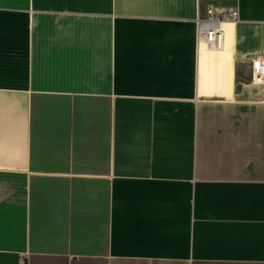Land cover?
Returning a JSON list of instances; mask_svg holds the SVG:
<instances>
[{
    "label": "crops",
    "instance_id": "crops-1",
    "mask_svg": "<svg viewBox=\"0 0 264 264\" xmlns=\"http://www.w3.org/2000/svg\"><path fill=\"white\" fill-rule=\"evenodd\" d=\"M256 60L264 0H0V264H264Z\"/></svg>",
    "mask_w": 264,
    "mask_h": 264
},
{
    "label": "bare ground",
    "instance_id": "bare-ground-1",
    "mask_svg": "<svg viewBox=\"0 0 264 264\" xmlns=\"http://www.w3.org/2000/svg\"><path fill=\"white\" fill-rule=\"evenodd\" d=\"M233 24H225L226 28V39L228 40L229 36L232 34ZM223 27V26H222ZM224 37V36H223ZM225 39V38H224ZM222 48V47H221ZM201 56L204 57L203 61L201 62V70H200V79L203 77L207 78L211 73L212 69L217 68L218 70V78L216 80H205L203 84V93L210 92L212 90H216L222 86V79L227 81L230 76L231 70V51L226 43V46L223 49L212 51L210 50L205 44H202L201 49ZM216 76V75H215ZM214 77V75H213ZM202 84V83H201Z\"/></svg>",
    "mask_w": 264,
    "mask_h": 264
},
{
    "label": "built area",
    "instance_id": "built-area-1",
    "mask_svg": "<svg viewBox=\"0 0 264 264\" xmlns=\"http://www.w3.org/2000/svg\"><path fill=\"white\" fill-rule=\"evenodd\" d=\"M238 18V11L232 13H216L214 6H209L208 17L199 20L198 36L212 49L221 48L223 45V34L221 25L226 21H234ZM253 81L264 86V63L256 60L253 63Z\"/></svg>",
    "mask_w": 264,
    "mask_h": 264
},
{
    "label": "rangeland",
    "instance_id": "rangeland-1",
    "mask_svg": "<svg viewBox=\"0 0 264 264\" xmlns=\"http://www.w3.org/2000/svg\"><path fill=\"white\" fill-rule=\"evenodd\" d=\"M212 50H214V51H215V49H212Z\"/></svg>",
    "mask_w": 264,
    "mask_h": 264
}]
</instances>
